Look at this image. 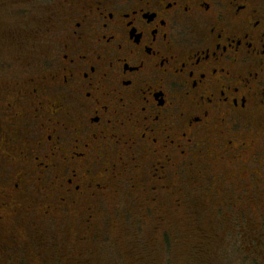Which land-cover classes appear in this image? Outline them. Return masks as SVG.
<instances>
[{
  "label": "flooded vegetation",
  "instance_id": "obj_1",
  "mask_svg": "<svg viewBox=\"0 0 264 264\" xmlns=\"http://www.w3.org/2000/svg\"><path fill=\"white\" fill-rule=\"evenodd\" d=\"M34 3L39 51L0 87V222L75 211L97 232L110 194L178 206L203 166L263 161L264 0Z\"/></svg>",
  "mask_w": 264,
  "mask_h": 264
},
{
  "label": "rangeland",
  "instance_id": "obj_2",
  "mask_svg": "<svg viewBox=\"0 0 264 264\" xmlns=\"http://www.w3.org/2000/svg\"><path fill=\"white\" fill-rule=\"evenodd\" d=\"M34 5L0 0V87L39 51L33 54L31 38L47 8L30 11ZM245 158L215 175L203 166L198 185L206 189L186 188L178 206L147 210L132 207L126 194H110L91 224L97 232H85L75 211L9 215L0 222V264H264V156ZM3 186L0 164V192Z\"/></svg>",
  "mask_w": 264,
  "mask_h": 264
},
{
  "label": "trees",
  "instance_id": "obj_3",
  "mask_svg": "<svg viewBox=\"0 0 264 264\" xmlns=\"http://www.w3.org/2000/svg\"><path fill=\"white\" fill-rule=\"evenodd\" d=\"M261 220H264V219H261ZM244 223H245V222H240V223L238 222V223H237V226L240 225L241 228H242V227L244 226ZM263 224H264V222H263ZM241 228H240V229H241ZM238 232H239V231H238ZM245 235H246V232H245L244 229H243V233H242V234H239V236H240L241 238H244ZM259 244L261 245V242H260ZM255 246H256V244H255ZM241 248H242V251H243V250H244L243 246H241ZM246 253H247V252H246ZM247 254H248V253H247Z\"/></svg>",
  "mask_w": 264,
  "mask_h": 264
}]
</instances>
